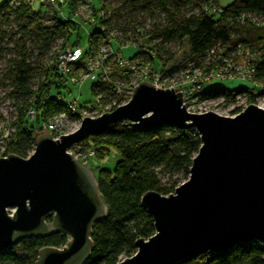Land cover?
Masks as SVG:
<instances>
[{
  "label": "trees",
  "instance_id": "trees-1",
  "mask_svg": "<svg viewBox=\"0 0 264 264\" xmlns=\"http://www.w3.org/2000/svg\"><path fill=\"white\" fill-rule=\"evenodd\" d=\"M80 1L69 0L66 15L74 12ZM218 1L102 0L101 7L94 6L95 23L87 36L86 55L104 45L111 47L112 41L108 40L116 31L114 42L120 47L138 45L145 39L151 46L148 51L139 45L131 61L151 60L160 71L173 74L180 68L165 69L174 57L169 49L173 43L187 39L191 59L180 66L183 70L186 64L202 63L205 52L216 46L224 47L226 53L239 45L248 46L258 53L254 80L248 82L251 87L206 91L204 85L200 97L205 101L222 99L226 107L235 106L239 98L245 97L251 105L255 99L264 97V88L260 93L254 86L264 87V29L261 24L252 22V19H264V0H235L224 9L219 8ZM31 4L32 0H4L0 5V64H3L0 88L6 90L0 96V107L6 98L11 100L17 117L6 154L20 158H28L33 152L34 137L38 134L25 119L29 100L36 98L35 109L40 118L67 109L64 102L57 103L53 98L65 87L59 81L55 66L48 68L46 62L59 41L70 43L71 36L79 29L74 22L57 17L46 20L42 13L33 11ZM215 7L221 14L207 15L205 8ZM99 11L104 14L103 18L97 15ZM146 19L153 23L147 32ZM6 36H9L10 46L5 45ZM79 44L77 40L71 47ZM97 88L105 94V102L109 97L118 99L119 105L126 100L114 95L109 85ZM92 90L97 89L94 86ZM233 113L236 114L237 109ZM201 145L200 136L193 129L182 131L170 124L144 129L126 122H118L106 133L78 144L81 152L86 148L93 150L89 157H102L108 149H115L119 156L113 172L99 170L96 177L107 212L106 217L92 227L93 248L85 264H117L135 255L138 239L146 241L153 237V219L142 207L141 198L147 192L165 197L174 194L177 186L188 180L192 161ZM67 241L68 237L62 233L21 240L0 253V264H35L38 250L62 248ZM178 264H264V244H238L225 252H204Z\"/></svg>",
  "mask_w": 264,
  "mask_h": 264
},
{
  "label": "water",
  "instance_id": "water-1",
  "mask_svg": "<svg viewBox=\"0 0 264 264\" xmlns=\"http://www.w3.org/2000/svg\"><path fill=\"white\" fill-rule=\"evenodd\" d=\"M132 91L127 104L84 118L72 134L57 140L37 134L28 158H0V253L24 239L62 233L66 245L38 250L35 264L89 260L92 227L106 217L107 207L94 174L68 151L118 122L193 129L202 145L188 180L174 194L147 192L141 198L155 234L138 239L135 255L117 264H178L238 244H264V109L252 104L231 117L195 115L185 110L177 91L148 82Z\"/></svg>",
  "mask_w": 264,
  "mask_h": 264
},
{
  "label": "built area",
  "instance_id": "built-area-1",
  "mask_svg": "<svg viewBox=\"0 0 264 264\" xmlns=\"http://www.w3.org/2000/svg\"><path fill=\"white\" fill-rule=\"evenodd\" d=\"M48 5L53 10L54 18H60L62 21L74 22L80 29L86 30L87 36L90 34L87 27H91L95 23L93 14V0H85L78 2L77 8L69 16L63 11L68 7L69 0H46ZM100 7L102 0H97ZM207 15H219L221 10L218 8H205ZM65 14V15H64ZM98 16L103 18V13L99 11ZM86 16L83 20L82 17ZM83 20V21H81ZM253 23L261 24L264 29V19H252ZM102 28L100 31L102 32ZM112 41L111 39L108 40ZM264 41V39H263ZM138 45H132L136 48ZM146 52V50H145ZM85 47H71L59 52L54 61L59 81L64 84L66 94L70 93L69 87H82L87 81L92 84L89 87V93L94 97L93 103H85L80 105L77 98L66 100L64 94L54 95V100L57 103L64 102L67 109L54 112L40 118L38 111L35 109L36 98L32 97L29 100V106L25 109V119L29 122H35L34 128L41 132H46L51 135L54 140L63 135H69L78 130L84 118L96 119L102 114L111 112L118 108L117 100H112L111 97L105 102L104 93L99 92L98 86L113 87V94L126 99L122 105L127 104L133 89L141 82L149 84L159 90H174L181 93L183 106L190 114H206L213 112V108L223 104V100H203L200 97L202 86L213 81L237 79L252 83L254 80L255 61L258 59V53L248 46L239 45L233 50L226 53V49L222 46H216L213 49L205 52L203 62L200 64L189 63L185 65V69H180L173 74H165L159 68H154L151 60L146 61L139 59L137 61L125 60L121 53L114 51L110 46H102L93 54H87ZM153 57V56H151ZM166 69V68H165ZM168 70V69H166ZM97 90H92V88ZM258 91L262 93L264 87L258 86ZM47 102V101H45ZM105 102V103H104ZM252 105V104H251ZM255 105V104H254ZM249 106L248 102L236 106L238 115ZM258 107V106H257ZM263 109V108H262ZM215 113V112H214ZM234 115V116H235ZM16 113L10 120L6 116H0V158H6V146L12 140L15 133L13 122L16 121ZM78 152H74L75 148ZM81 147L74 145L68 152L79 161L81 155ZM92 153L84 155V162H81L85 167L87 164V156H92Z\"/></svg>",
  "mask_w": 264,
  "mask_h": 264
},
{
  "label": "rangeland",
  "instance_id": "rangeland-1",
  "mask_svg": "<svg viewBox=\"0 0 264 264\" xmlns=\"http://www.w3.org/2000/svg\"><path fill=\"white\" fill-rule=\"evenodd\" d=\"M3 1L4 0H0V5L3 3ZM234 1L235 0H219L218 1L219 8L224 9V8H226V6L230 5ZM93 5L95 7L99 6V3L97 2V0H93ZM31 7H32L34 12L42 13L43 17L46 20H51L54 18L53 10L48 5L46 0H32ZM63 12L65 14L67 13V12H65V10ZM82 19L85 20L86 16L82 17ZM83 20H81V21H83ZM152 24H153L152 21H147V19L145 20V28L144 29L146 32L151 28ZM87 30H89V32H90L92 30V28L87 27ZM116 35H117L116 31L112 32L110 34L111 40H112L111 47L114 49V51H117V52L119 51L121 53L122 58H124L125 60L132 59V57L138 53L139 48L137 49L131 45H126V47H124V46L120 47L116 42H114L116 40L115 38H117ZM71 38L72 39L70 40V43H67L65 41H59V43L54 47L51 57L46 62L48 68H50L52 65H54V61H55L56 56H58L59 52L65 50L68 45L73 44L77 40H79V43H80L79 46L81 48L85 47L87 45L88 37L86 34V30H84L83 28H81V29L79 28L78 31H75L74 34L71 36ZM8 39H9V36H6L4 39L6 42L5 43L6 46H10V42ZM140 45L142 47H144V49H148V51L151 49V46L147 44V39L142 40ZM171 45L172 46L169 47V49L171 50L174 57H173L172 61L170 63H168V65H166L165 68L168 70H170L172 68H175V69L180 68L181 69L182 67H180V66H182L183 63L188 62L191 59L190 55H188L189 47L187 44V39L182 40L179 43L178 42L173 43ZM4 58H5V60L7 59V57H4ZM2 65L3 64H0V66H2ZM154 68H156V67L154 66ZM91 84H92L91 82L87 81L80 88H78V87H72L71 88L70 86L69 87L67 86V88L70 90V93L66 94L65 91L61 90L60 94H64L66 96V100H72L74 98H77L80 105H84L85 103H93L94 97L91 95V93H89V87ZM250 87L251 86L248 82L242 81V80H237V79L218 80V81H213L211 83H207V85H205L206 91L210 90V89H218V88H225L228 90L229 89L236 90V89L250 88ZM5 91H6L5 89L0 88V96H3V92H5ZM247 102H248V98L241 97L238 99V102L235 106L226 107V106H224V104H222L216 108H213V110H214L213 112H215L217 115H221V116H225V117H231V116L235 115L233 113V110L235 109L236 106H241V104L247 103ZM252 104H255L259 108L264 109V97L255 99V103H252ZM14 111L15 110H14L12 101L6 98L0 107V116H6V119L10 120L15 115ZM34 123L35 122H30V125H34ZM89 141L91 142V140H89ZM78 151L79 150L76 147L74 152L77 153ZM91 151H93V150L90 148H86V151L81 152V155L79 156L80 157L79 161L84 162V155L86 153H92ZM118 158H119L118 152L115 149H108L107 154L102 156V157H97V158L96 157H89V158H87L88 162L86 164V168L89 169L94 174V177L96 179L99 170H106V171L113 172L117 162L119 161Z\"/></svg>",
  "mask_w": 264,
  "mask_h": 264
}]
</instances>
